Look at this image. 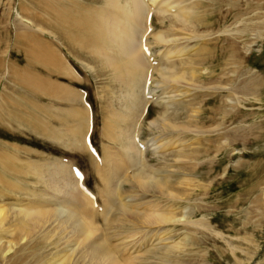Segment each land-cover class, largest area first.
Here are the masks:
<instances>
[{
    "label": "rangeland",
    "instance_id": "374dc122",
    "mask_svg": "<svg viewBox=\"0 0 264 264\" xmlns=\"http://www.w3.org/2000/svg\"><path fill=\"white\" fill-rule=\"evenodd\" d=\"M71 1V19H78L87 6L102 4L101 0ZM126 1L119 0V6ZM34 2L0 0V142L20 148L17 160L38 171L37 176L20 178L16 198L7 195L0 204L34 210L60 205L69 211L70 206L50 198L54 192L47 172L62 166L71 173L79 170L82 178L75 179L90 193L81 195L74 188L79 197L73 208L80 209L77 218L95 228L120 264H264V0L155 1L157 6L161 2L158 7L168 18L162 22L160 13H152L151 30L164 33L169 41L157 43L151 30L145 32L153 60L159 61L156 68L171 62L172 69L186 77L171 83L154 69L153 97L142 99L137 89L138 100L146 104L144 109L138 102L134 105L139 106L134 122L119 115L111 118L104 108L107 104L112 113L127 108L125 77L104 73L92 57L70 41L63 42L52 29L57 25L52 14ZM188 7L194 17L191 28L172 17L183 21L176 13ZM45 49L56 54L67 73H49L38 62L37 55L48 53ZM166 51L168 60L161 57ZM175 51L180 57L173 56ZM191 71L195 77L191 78ZM34 83L53 85L51 91L66 89L77 95L76 100L38 93ZM78 113L87 126L74 140ZM166 115L170 119L162 117ZM104 121L113 122L112 126ZM114 123L126 131L130 125L133 144L137 140L145 144V150L133 148V162L119 143ZM87 137L97 156L85 148ZM106 152L114 156L108 154V164ZM109 164H118L119 172L111 171ZM137 169L149 179L145 186L135 177ZM109 190H113L110 205L105 204ZM162 213L174 219L152 223ZM32 226L6 253L3 238L0 264L35 260L44 264L64 250L71 252L69 264L79 257L80 264L94 263L82 239L74 242L72 229L60 224L56 215Z\"/></svg>",
    "mask_w": 264,
    "mask_h": 264
},
{
    "label": "bare ground",
    "instance_id": "6f19581e",
    "mask_svg": "<svg viewBox=\"0 0 264 264\" xmlns=\"http://www.w3.org/2000/svg\"><path fill=\"white\" fill-rule=\"evenodd\" d=\"M34 1L37 3L36 4L34 2V4H36V6L42 4L43 6H45L43 8L47 10V11L46 10H44V11L48 12L49 15L52 14L51 19L55 20L54 23L56 22L55 24H57V25L55 27H53V28L51 27V28L55 30V32L57 33L58 36L63 37L62 38L63 42H65L64 40L70 41L72 43V45H75L79 50L86 53L89 58L92 57V59H94L96 61V63L99 65L100 69L102 71H104V73L109 72L110 76H113V77L114 76H117V77L124 76L125 77L126 80H124L123 82L128 89V96L127 97H130V98H128L129 99V102L127 103L128 106L125 105V106H127V108H125V107L122 108L123 112H120V110H114V113H112L111 109L109 107L108 108L106 107V106H108L106 104V106L104 107L105 111L108 114H110L111 118L113 116L117 117L119 115L118 118H120L122 120L128 119V118L130 120L133 118V121L132 120L131 121L134 122V120H135L134 119L135 118L134 113L138 110L140 104L142 105L141 109H144V107H145V104H146L145 101L146 100L142 101V99H149L150 100L153 97V94H152L153 90L152 91L150 90V85L153 83L151 76H152V71L154 69H156L158 76H160L163 81L165 80V81H168L171 83L172 82L178 83V82H183L185 80V77H186L185 73L177 72V71L172 69L173 66L175 65L174 63L165 62L163 64L164 66L159 67L160 66L159 65L156 68V66L159 64L158 63L159 61L153 60V58H155V57H152V54L150 52V47H151L150 41L147 40V37L145 35V32L147 30H151V24H150V21L148 18H150L151 15H153L152 13H155L156 16L160 13L163 16V18L161 17V21L163 19L162 22H164V20L166 18H168L167 15L164 14L163 11H160V9L158 7L162 1L157 6L155 1H159V0H127L126 3L124 2V4H122L120 7L119 6L120 2H118L119 0H101L102 4L99 6H97V5L96 6H91V5L87 6L86 7L87 10H85V12L83 14H81L78 19H73V18L71 19L70 15H69L70 11L68 10V4L72 3L71 0H70V3H69V0H50L51 1L50 4H49L50 1L48 2L46 0H45L46 3H44L45 2L44 0H34ZM170 2H172V1H170ZM60 3H61V5L63 4V6H61ZM162 4H164V3H162ZM38 8L40 9L39 6H38ZM189 10L192 11V8L191 7L183 8L181 11L179 10V12L176 13L177 15H179L181 17V19L183 21H181L180 19H178L174 15L172 17L174 18V20H176L178 22V24H181L182 27H186L192 21L191 20V18H192L191 14L193 12L191 13V11H189ZM160 14H159V16H160ZM198 20H200V19H198ZM173 24H174V22H173ZM176 26H177V24H176ZM190 26L193 27V24L189 25V27ZM73 27H74V29H72ZM19 33H21V32H19ZM152 33H153V30H151V35H152ZM146 34H147V32H146ZM149 37H150V35H149ZM165 37L166 36L164 35V33H161V32L160 33H153V35H152L153 40L157 41V43L158 42H162V43L169 42L168 40L166 41ZM65 43H67V42H65ZM164 45H166V44H164ZM69 47H70V44H69ZM145 48L147 49V52L144 51ZM47 49H49V48H47ZM47 49H45L46 51H48V53L46 55L43 52L44 56H42V52H41L40 53L41 56L37 55V56H39L38 58L36 56V58L38 59V62L41 61L39 63H42L46 67V69H48L49 73L51 72L52 74H58V72L59 73L66 72L65 67L63 66L60 59L56 56V54L53 51H49ZM173 49L175 50V48H173ZM45 50H43V51H45ZM168 50H172V47H171V49L169 48ZM167 51L165 54L163 53V55L161 57L168 60L169 54H167ZM177 51L178 52L179 51L185 52V51H181L180 49H178ZM179 53H178V56H176V51H175V54L173 56L180 57ZM157 59H159V58H157ZM160 60H162V59H160ZM167 60H165V61H167ZM193 74H194V72L191 71V78L195 77ZM108 77H109V75H108ZM186 82H188V81H186ZM188 84H190V83H188ZM47 86H49L48 89H47ZM47 86L44 84V86L42 87L40 84L34 83L33 89L36 90L38 93L45 94L46 96L53 95L52 97H55V98L60 97L61 100L62 99L67 100L69 98L73 99L75 96H77L73 92H69L66 89L60 90L59 88H57L59 90L55 89V91H51L53 89V85H47ZM61 88H63V87H61ZM138 88L141 89L140 95H142V99L139 98L140 100H138V94H139L137 92L139 90ZM149 94H150V96L146 97V95H149ZM137 102H138L139 106L135 107L134 105H136ZM142 102H143V104H142ZM104 108H102V110ZM84 109H85V112L87 113V111H88L87 106ZM137 112H136V116L138 115ZM74 114H77V113H74ZM69 115L70 114H68V116ZM78 115H79V113H78ZM87 115H88V113L86 114V116ZM77 117L80 121V122H78V128L74 133L72 131L73 134H71L73 136L74 140L77 138L78 134H81L84 131V129L86 128L85 126H87L86 123L84 126V122H81L82 117L80 115ZM162 117H164V119H170V117H168L167 115H166V117L165 116H162ZM85 120H86V118H85ZM125 121H127V120H125ZM132 122H130V123H132ZM19 123H21V122H19ZM36 123H39V122L37 121ZM112 123L108 124L105 122V124H108L111 126H112ZM87 124H88V120H87ZM114 125H115L114 128L117 129L118 135L117 134L116 135L119 138V143L122 145L123 150L127 152L126 157L128 155L129 156L128 160H130V162H133L134 161V159H133L134 154L132 153L133 148L137 151L139 149H142V148H143V150H145L144 149V148H146L145 144L142 142H141V144H139L138 140H137L138 143H135L136 142L135 141L134 142L135 144H133L134 140L133 141L130 140V137H131V134H130L131 132L129 133V128H131L130 125H129V128H128V126L126 127L127 131L125 129H123L124 127L123 128L120 127L123 129V131L125 130L126 132H122V130L119 127H116L115 123H114ZM132 125L134 126V123H132ZM40 127H41V124H40ZM41 130H43V129H41ZM111 130L107 129V132L108 131L110 132L109 136L111 135V132H112ZM113 131L116 132V130H113ZM87 132H89V131H87ZM87 132L85 131V133H87ZM127 132L129 134H127ZM48 134H50L49 136L52 138H54V137L56 138L58 136V134H54L51 132H48ZM77 143L79 144V139H78ZM85 143L86 142L83 143L85 148H88V150L92 149L94 151V153L96 154L95 150L91 147V145L89 143L88 144H85ZM78 144H77V146H79ZM143 150H141V151H143ZM19 151H20V148H17L15 146H8L6 144L4 145L3 143L0 142V202L1 201L3 202V199L7 195H10V194L16 198L15 193H18V190H21L20 189L21 185L18 186V184H20V181H19L20 178H24L27 176H37L36 173L38 171H34V166H32L31 164H29L27 162H20V160H17L18 159L17 152L19 153ZM108 154L109 153L106 152L107 164L109 163V159L111 160V158L114 157V156H112V154H109V155H111L110 156L111 158H110ZM95 156H97V154ZM131 160H133V161H131ZM109 165L111 166L112 164H109ZM115 166L114 167L111 166L113 168H110V169H112L111 171L118 173L119 172V166H118V164ZM47 173H48V175H47L48 178H50L49 182L51 185H53L52 189H53L54 196H55L54 197L53 195L52 196L49 195L50 198L52 197L53 199H55L56 202H58L59 204L66 205V207L70 206V208H69L70 210L68 211L65 208H64L65 210H63V208L62 209L59 208V207H62L60 205L58 208L53 209V210H48V209L47 210H39V209L34 210V208H30V207L29 208H24V207L20 208V207H18V204H12L13 205L12 208L5 207L4 206L5 204H0V253H2L1 251L5 247L4 246L5 240L2 241L3 238L6 239L5 242H7V249L5 251V253H6V252H9V250L12 249L13 246L17 245L16 243H18L20 240H22L24 237H26L25 232L32 231V229L34 227V226H32L33 224H38L40 221L42 222L43 220H48L51 217H55V215H56L57 218H60V224L69 227L70 228L69 230L72 229V231H70V232H71V236L73 237L72 240L74 242H77L78 240L80 241V239H82V242L85 245V249L87 251H89V253H91L90 256L94 260L93 264H120L119 260H117L115 258V254H113L111 252L112 251L111 248L109 246L106 247V245L103 242L104 240L102 239V237L100 238L99 237L100 235L98 236L95 234V232H97L95 230V228L92 229V228L88 227V225L82 223L77 218V215L79 216V214H76L78 212L76 210L78 207L75 209V211L73 209L74 206H76V203H78L77 201L79 200V197L77 196L74 188H78V191H81L80 194L82 193L81 195L85 194L86 196H88L90 194L89 191L84 187V185L80 182L78 183V181L76 180V179L81 180V178H82L81 174H80V177H77L76 171H72V173L68 172V169H66L64 167L62 168V166L61 167L56 166L55 170L54 169H53V171L49 170ZM51 173H53V174H51ZM70 173L72 176V180H73L72 182L74 183V186L70 182ZM145 175H146V173L143 172L141 169H137V171L135 172L136 179H138L139 183L141 182L142 184H144V186H145V184H147V181L149 180L148 177L146 179ZM112 176H108V179H111ZM109 183H111V181H109ZM164 183H165V181H164ZM159 184L162 185L160 181H159ZM54 185L56 187H54ZM112 191L113 190H109L107 192L106 198H105L106 199L105 204L110 205L112 203V197H111ZM160 193H161V191H160ZM102 203L104 204V202H102ZM78 205H79V203L77 204V206ZM84 206H85L84 203L82 204V202H81L80 207H84ZM71 208L73 210H71ZM139 209H143V208H139ZM79 211H80V209H79ZM83 211L84 210H82V212ZM113 212H114V210H113ZM135 213H136V211H135ZM89 217H91V216H89ZM122 217L123 216H121V218ZM144 218H146V217H144ZM154 219H155V221L153 220L152 223H155V222H159V223L164 222L165 223L167 221L174 219V217H171L168 214L166 215V214L162 213V214H157L154 217ZM125 221H126V219H125ZM141 221H142V219H141ZM110 224H111V221H110ZM8 234H9V236H8ZM2 235H7L8 237H10V239L8 237L5 238ZM109 239H112L111 235L109 236ZM111 243H112V241H111ZM84 252H85V250H84ZM70 256H71L70 250H68V251L64 250L58 256L51 258L48 262H46L44 264H69ZM82 257H86V256L84 255ZM81 261L82 260H80V257H79V259L72 261L71 264H76V263L80 264ZM35 263H36V260H35L34 264Z\"/></svg>",
    "mask_w": 264,
    "mask_h": 264
},
{
    "label": "snow or ice",
    "instance_id": "6c2138e0",
    "mask_svg": "<svg viewBox=\"0 0 264 264\" xmlns=\"http://www.w3.org/2000/svg\"><path fill=\"white\" fill-rule=\"evenodd\" d=\"M144 51L147 52V49L145 48ZM77 175H79V173H77Z\"/></svg>",
    "mask_w": 264,
    "mask_h": 264
}]
</instances>
